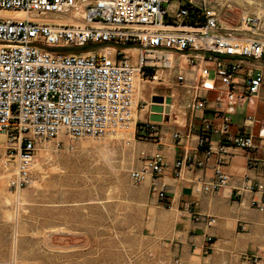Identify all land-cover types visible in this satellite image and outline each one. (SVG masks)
<instances>
[{"label": "built area", "instance_id": "built-area-1", "mask_svg": "<svg viewBox=\"0 0 264 264\" xmlns=\"http://www.w3.org/2000/svg\"><path fill=\"white\" fill-rule=\"evenodd\" d=\"M171 2L0 0V12L29 17L21 20L0 13V162L10 174V192L33 185L40 148H47L60 136L76 142L115 136L132 127L131 135L157 141L158 123L137 118L145 105L134 104L136 76L141 82L155 81L158 76L161 83L167 78L164 72L176 71L173 84L190 93L187 110L193 115L204 113L206 92L215 90L209 79L211 70L198 68V79L188 84L177 58H186L190 68H196L198 60L212 64L225 88L218 91V104L224 100L243 104L264 92V74L253 69L264 60L263 15L241 16L243 31L251 34L245 38L225 33L218 11L206 0H176L173 7L167 5ZM239 76H243L242 82L237 81ZM220 116L217 128L203 120L199 146L209 144L211 135L218 133L223 141L254 150L253 139L232 137L231 118ZM252 123L253 118H245L246 126ZM63 146L62 141L55 144L57 149ZM69 146L65 147L69 150ZM206 154H211L210 147ZM247 166L264 170V161L250 155ZM203 167L197 157L185 156L175 162L173 175L180 178L185 168ZM166 168L163 156L155 153L144 158L140 169L130 172L135 184L152 181L161 206L168 205L167 187L158 183ZM213 175L204 187L206 193H217L229 183L230 176L220 165L213 168ZM243 190L264 198V184L246 180ZM250 207L264 212V203L253 200ZM188 212L192 213L190 207ZM215 223V218L208 219V224ZM240 229L245 231V225ZM244 260L260 264L258 257L245 256Z\"/></svg>", "mask_w": 264, "mask_h": 264}, {"label": "rangeland", "instance_id": "rangeland-1", "mask_svg": "<svg viewBox=\"0 0 264 264\" xmlns=\"http://www.w3.org/2000/svg\"><path fill=\"white\" fill-rule=\"evenodd\" d=\"M206 2L218 11L224 32L235 36L251 37L241 27L243 14L264 16V0ZM174 4L176 0L167 5ZM164 73L173 77L176 71ZM158 78L154 85L147 82L140 99L149 103L150 94L171 93L167 78L161 83ZM185 93L181 88L175 93L173 117L184 111ZM125 132L76 142L60 136L40 148L34 183L18 193L8 189L10 174L0 162V264H179L148 227L147 183L130 178L131 171L142 167L152 142ZM58 141L64 143L60 149Z\"/></svg>", "mask_w": 264, "mask_h": 264}, {"label": "crops", "instance_id": "crops-1", "mask_svg": "<svg viewBox=\"0 0 264 264\" xmlns=\"http://www.w3.org/2000/svg\"><path fill=\"white\" fill-rule=\"evenodd\" d=\"M195 54L191 53L192 56ZM182 60L183 58H177V64L183 69L187 79L188 75L191 76L188 79L192 81L191 84L198 79V68L209 67V79L213 81L215 90L206 92L207 105L204 113L193 115L185 106L179 116L173 117L171 111L178 88L173 84V77H167L169 85L166 89H172L165 97L171 98L170 111L168 115L162 116V122H157L158 138L150 143L148 156L160 153L164 158L167 168L158 183L167 187L168 205H160L151 180L144 182L147 183L149 210L152 214L148 227L158 233L171 257L179 264H241L245 256L264 260V212L250 207L251 201L264 203V198L260 194L243 190L246 180L264 184L262 167L249 169L247 166L250 155L264 161V92L243 104H230L226 100L218 104V91H224L225 88L211 68L212 64L198 60L195 62L196 68H190L187 65L184 67ZM253 69L264 74V60L255 63ZM242 80L243 76L237 78L238 82ZM185 92L189 101L190 93L187 89ZM154 96L149 95V103L142 100L144 94L138 101L145 105L143 110L137 112L138 120H150ZM220 114L231 118L229 134L232 137H251L254 150H243L231 142L223 141L218 133L211 135L209 144L199 146L203 120H208L217 128L221 121ZM247 117L253 118V123L249 126L244 124ZM175 134L178 135L177 139L173 137ZM222 146L224 149H221ZM208 147L211 149L210 155L206 154ZM185 156L197 157L204 162V167L185 168L181 177L175 178L174 164ZM218 165L230 176L229 183L217 193H206L204 187L214 179L213 168ZM188 207L192 213L188 212ZM209 218H215L216 223L208 224ZM243 225L245 231L240 229Z\"/></svg>", "mask_w": 264, "mask_h": 264}, {"label": "bare ground", "instance_id": "bare-ground-1", "mask_svg": "<svg viewBox=\"0 0 264 264\" xmlns=\"http://www.w3.org/2000/svg\"><path fill=\"white\" fill-rule=\"evenodd\" d=\"M2 15H4V16H7V17H15V18H18V19H25V18H27L28 17V15H25L24 13H13V12H10V11H6V12H0ZM29 18V17H28ZM184 61V67L187 65V60H186V58H183V60H182V62ZM146 84H147V82H141L140 81V79H139V77H137L136 76V78H135V83H134V90H133V100H134V104H135V106H136V104H137V100L138 99H140L141 97H143L142 96V89L143 88H145L146 87ZM154 84H156V82H152V85H154ZM158 84V83H157ZM166 84H168V81L167 82H165V85ZM136 94V95H135ZM135 95V96H134ZM163 107H165L164 105H163ZM171 112H173V111H171ZM126 135L127 136H130L131 135V133H133V128L131 127L130 129H128L126 132ZM124 133V134H125ZM123 134V135H124ZM117 136V135H116ZM118 136H120V135H118ZM85 144H87V143H85ZM84 144V145H85Z\"/></svg>", "mask_w": 264, "mask_h": 264}, {"label": "water", "instance_id": "water-1", "mask_svg": "<svg viewBox=\"0 0 264 264\" xmlns=\"http://www.w3.org/2000/svg\"><path fill=\"white\" fill-rule=\"evenodd\" d=\"M166 104L165 107H163V104ZM152 106L150 108L151 116L150 120L153 122H162V114L168 115L171 99L166 98L165 100L162 97H153L152 99Z\"/></svg>", "mask_w": 264, "mask_h": 264}]
</instances>
